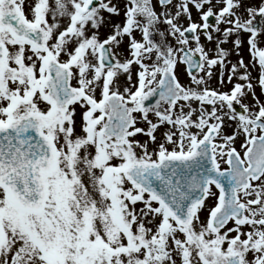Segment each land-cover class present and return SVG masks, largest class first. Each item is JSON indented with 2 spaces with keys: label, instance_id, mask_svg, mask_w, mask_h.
Masks as SVG:
<instances>
[{
  "label": "snow or ice",
  "instance_id": "6c2138e0",
  "mask_svg": "<svg viewBox=\"0 0 264 264\" xmlns=\"http://www.w3.org/2000/svg\"><path fill=\"white\" fill-rule=\"evenodd\" d=\"M0 264H264V0H0Z\"/></svg>",
  "mask_w": 264,
  "mask_h": 264
},
{
  "label": "flooded vegetation",
  "instance_id": "af4514ba",
  "mask_svg": "<svg viewBox=\"0 0 264 264\" xmlns=\"http://www.w3.org/2000/svg\"><path fill=\"white\" fill-rule=\"evenodd\" d=\"M213 23H214V21H213ZM243 58H244L245 62H248V60H249V54H248L247 50H245L243 52ZM231 59H233V61L235 62V57H231Z\"/></svg>",
  "mask_w": 264,
  "mask_h": 264
}]
</instances>
